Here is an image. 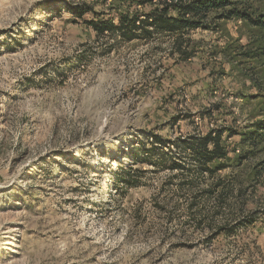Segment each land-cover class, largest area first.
<instances>
[{
    "label": "rangeland",
    "instance_id": "rangeland-1",
    "mask_svg": "<svg viewBox=\"0 0 264 264\" xmlns=\"http://www.w3.org/2000/svg\"><path fill=\"white\" fill-rule=\"evenodd\" d=\"M120 1L0 0V264H264V173L244 196L253 225L215 235L229 213L198 225L142 150L150 131L172 139L253 121L263 67L234 54L249 31L231 20L191 30L196 53L174 64L167 35L109 49L70 22L81 3L114 21L119 4L151 6ZM214 103L223 110L201 118ZM251 163L219 174L245 187Z\"/></svg>",
    "mask_w": 264,
    "mask_h": 264
},
{
    "label": "trees",
    "instance_id": "trees-1",
    "mask_svg": "<svg viewBox=\"0 0 264 264\" xmlns=\"http://www.w3.org/2000/svg\"><path fill=\"white\" fill-rule=\"evenodd\" d=\"M137 3H149L151 6L142 13L136 10L129 13L127 10L133 5L132 1L119 4L118 10L121 9L115 21L104 12L93 11L90 6L77 5L69 9L72 14L70 22L81 21L87 25L96 39L99 41L102 38L103 45L109 49L119 42L149 41L155 36L167 35L171 37L169 55H176L174 64H177L187 61L196 53L189 36L191 30L217 31L226 21H240L249 35L242 51L234 52L239 57L237 62L260 64L263 68L259 75L264 78V0H140ZM89 13L92 16L86 18ZM237 48L240 50L241 47ZM254 74L256 69L247 76L256 82L257 76ZM260 88V93L255 96L262 100L253 113L255 118L251 123L239 127L235 125L233 117H228L227 124L207 127L201 133L179 134L172 139L150 131V147H142L147 156L155 158L158 167L170 172L169 181L176 180L177 189L187 197L186 211L198 225L208 217L220 215L223 209L229 213L226 218L229 224L216 226L215 235L226 229L233 232L238 227H247L255 222L254 216H251L253 212L245 215L243 207L247 203L244 199L247 190L254 192L264 173V90ZM222 107L214 103L202 112L206 115L200 117L212 116L214 112L223 110ZM178 119L179 116H173L157 126L159 129L172 127ZM233 137L238 139L230 147L227 140ZM131 153L136 156L134 149ZM250 159H253V163L250 164L247 178L251 183L245 187L237 182L238 179L235 182L228 175L219 174L227 168L239 167ZM129 171L130 167L125 169L126 173ZM125 180L127 184L131 179ZM238 202L240 206L236 208Z\"/></svg>",
    "mask_w": 264,
    "mask_h": 264
},
{
    "label": "built area",
    "instance_id": "built-area-1",
    "mask_svg": "<svg viewBox=\"0 0 264 264\" xmlns=\"http://www.w3.org/2000/svg\"><path fill=\"white\" fill-rule=\"evenodd\" d=\"M168 1H170V0H168ZM82 4H84V3H81V4H76V5H82ZM85 6H87L86 4H84Z\"/></svg>",
    "mask_w": 264,
    "mask_h": 264
}]
</instances>
